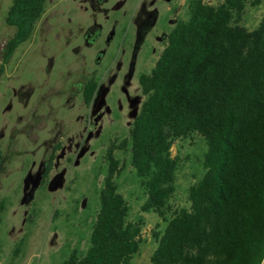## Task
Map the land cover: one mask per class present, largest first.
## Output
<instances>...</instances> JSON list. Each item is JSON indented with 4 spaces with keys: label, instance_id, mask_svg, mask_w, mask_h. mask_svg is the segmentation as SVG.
Wrapping results in <instances>:
<instances>
[{
    "label": "trees",
    "instance_id": "trees-1",
    "mask_svg": "<svg viewBox=\"0 0 264 264\" xmlns=\"http://www.w3.org/2000/svg\"><path fill=\"white\" fill-rule=\"evenodd\" d=\"M46 1L12 0L5 22L14 33L6 41L0 74L32 35ZM261 1L189 0L187 19L176 22L152 69L139 77L145 99L128 137L105 154L90 244L84 253L73 250L62 264H130L140 249L145 223L141 217L129 220V204L115 180L123 170L115 148L130 152L145 194L141 210L165 222L161 230H152L157 246L151 263L262 264L264 12L254 28L243 24L248 6ZM95 86L87 84L86 101ZM193 133L207 146L204 172L188 188L189 205L173 208L178 157L171 148ZM52 160L53 154L45 173ZM2 162L0 153V168ZM22 245L23 240L15 256Z\"/></svg>",
    "mask_w": 264,
    "mask_h": 264
},
{
    "label": "rangeland",
    "instance_id": "rangeland-1",
    "mask_svg": "<svg viewBox=\"0 0 264 264\" xmlns=\"http://www.w3.org/2000/svg\"><path fill=\"white\" fill-rule=\"evenodd\" d=\"M148 1L147 7L153 11L148 23L152 25L150 35L140 47L138 66L142 59L149 58L144 70L139 73H147L152 69L162 49L159 47L150 57L154 45L151 36L167 27L168 17L175 18V21L188 17L189 0ZM220 1L222 0H210L212 3ZM11 2L12 0H0V63L4 44L14 32V28L5 22ZM113 4V1L108 4L106 14L97 15L96 19L103 25L104 32L97 44L89 48L75 39L64 45L61 36L67 34L66 24L76 30L77 25L85 27L91 24L92 10L86 9L81 0H47L45 12L34 35L18 46L0 74V153L4 157L0 169V205H3L0 213V264H62L73 250L78 254L84 253L90 244L107 167L102 158L105 146H95L108 140L119 126L115 122L110 123L75 157L74 143L82 127L81 117L78 118L77 114H81V111L64 104L67 86L74 75L65 72V75L59 74L65 68L73 70L71 67L78 65L73 48L85 53L94 65L97 50L105 49L102 69L113 67L122 52L130 53L129 45L135 41L132 32L135 30L134 17L139 0H126L119 9L112 8ZM263 12L264 0L255 7L248 6L243 24L249 29L254 28ZM112 26L113 36L107 41L106 34ZM173 26L174 23L167 30ZM44 54L54 58L53 70L50 71V77L58 73L54 79L42 74L45 72ZM58 67L61 70H56ZM52 80H57L53 86ZM138 94H141L139 90ZM117 95L118 91L114 93V97ZM114 97L111 99L113 114L117 112ZM143 98L140 96V102ZM42 102L53 106L41 107ZM131 120L130 116V122L124 126L121 134L122 138L128 137ZM57 130L62 137L54 139L52 135ZM56 141L62 143V148L57 153L50 176L52 184L37 186L29 201L23 203L24 179L28 175L35 177L33 172L38 163L48 156ZM206 149L204 139L197 133L174 141L171 153L178 157V168L176 191L170 200L173 208L189 205L188 188L204 172L202 160ZM115 156L123 166L115 180L118 190L129 204V220L141 217L145 223L141 231L143 242L130 264H153L150 256L157 243L152 230H161L165 222L155 213L141 210L145 194L131 166L129 150L116 153ZM73 157V162L69 164ZM65 165L64 174L62 167ZM21 240L23 245L15 256L14 249Z\"/></svg>",
    "mask_w": 264,
    "mask_h": 264
},
{
    "label": "flooded vegetation",
    "instance_id": "flooded-vegetation-1",
    "mask_svg": "<svg viewBox=\"0 0 264 264\" xmlns=\"http://www.w3.org/2000/svg\"><path fill=\"white\" fill-rule=\"evenodd\" d=\"M81 1H82V4H84V6L86 7V9L90 8V10H92L93 12V14L91 15L93 17L91 24L85 27L77 25V30L74 29V27L71 28L69 24H66L67 34H63L61 38L63 37L62 42L64 45L75 39L78 42L82 41L84 45L90 48V47H93L95 44H97V42L100 40L104 32L103 25L96 19L97 15L100 13L106 14L107 10L109 9L107 6L111 1H113L114 3L112 8L119 9L124 5L126 0H81ZM149 2L150 1L148 0H139L138 8L135 12V17H134L135 18L134 19L135 30L132 32V35H135L134 36L135 41L132 42L131 45H129L130 53L125 54V51L122 52L121 57L118 58V60L116 61L113 67L108 66L107 68L102 69L101 64L103 61V57L105 55L104 54L105 49L97 50L98 51L97 56H96L97 60L95 63L96 65H94L92 62L89 61L85 53L84 55L83 53L77 51L76 48H73V51H74L73 55L76 54V59H77L76 63L78 65L72 66L71 68L73 70H80V72L75 73L73 70H70L69 68H65V70H61L58 67V69H56V70H61L62 72V74L60 73L59 76L65 75V74L74 75V79L71 80L69 85L67 86V89H66L67 95L65 96L64 104L65 106H68L69 104V107L71 109L72 108L74 109L76 107V110L81 111V114H77L78 118L81 117L82 127L80 131L77 133L76 135L77 140L74 143L75 148H76L74 151L75 157L79 153L80 150L86 149L87 146L90 145V143L93 142L94 139H96L100 135L102 130H104L107 126H109L110 123L115 122L114 124L118 125L119 128H117L116 131L114 130L113 134H111L108 137V140H106L103 143H100V145L95 146V148L98 146H102V145L105 146L103 149L104 154L102 158H103V162L106 164L105 154L107 153L109 147H111L113 144L117 145L125 139V138H122L121 134L123 133L124 126L130 122L128 121V118L130 116L132 117V120L130 123V127H131L134 118L139 113L141 104L145 99V95L142 93L140 83H139V77L143 72L139 73V71L144 70L143 68H145L144 66L147 63V60L149 57H147L145 60L142 59L139 66L137 62H139L138 55L140 53V47L142 46V42L145 38H147L150 35L149 34L150 28H151L150 26L152 25V23L151 24L148 23V20L151 19V15H152L151 13L153 12L147 7ZM151 4H153L152 1H151ZM168 10L171 11L172 9H170L169 7ZM154 11H156V8H154ZM41 18L35 24L32 35L26 41L30 40L32 36L34 35L36 28H37V24L39 23ZM168 18H169V22L167 24V27L163 31L151 36V40L154 42L153 43L154 45L152 46V54L150 55V57L155 53L156 49H158L159 47L162 48L161 51L163 50V48L166 46L167 41H168V34L171 31V29L174 27L173 26L168 31L167 29L169 25L173 23L175 25L176 22L178 21V20L175 21V18L171 16ZM113 31H114V26H112L108 30L106 34L107 37L105 38V40L110 41L112 39ZM5 44H4V47H5ZM4 47H3L2 59H3V54H4ZM43 56L45 57V62L43 64L45 72H42V74L43 75L45 74L44 76L49 77V79H54L58 74L57 73L55 74V76L50 77L51 75L50 71L53 70L54 58L49 54H47V56L46 54H44ZM8 61L6 63H8ZM1 63H2V60H1ZM5 64H4V68H5ZM4 68H3V71H4ZM52 81L54 82L51 86L55 85V82L57 80L56 81L52 80ZM91 82H95L96 86L93 90L90 100L86 101L84 96H85L87 84ZM138 90L141 93L140 96L144 97L143 101L141 102H140V96L138 94ZM116 91H118V95L114 97V93ZM113 97H114L115 105L117 108V112L115 114H113L112 107H111V105L113 104L111 99ZM47 106L52 107L53 105L51 104L48 105L47 103L44 104L42 102L41 107L45 108ZM28 110L29 111L31 110V105L28 107ZM52 137L54 139L58 137L61 138L62 137L61 132L58 130L53 132ZM61 148H62V143L59 141H56L50 153L48 154V156H46L43 160H41L38 163L35 171L33 172L35 177H31V176L29 177L30 184H28V190L31 188L32 182L35 180L37 175L39 176L38 186L45 185V184L48 185L49 183L52 184V180L50 176L54 170L55 159L57 157V153ZM122 151L123 150L119 148H115L113 150V153L115 155L116 153H119ZM52 154H53V160H52L51 168L49 169L48 173H45L46 168L48 166L49 157ZM75 157L69 160L70 161L69 164L73 162ZM3 161H4V157H3ZM2 165H3V162H2ZM62 169L64 170V174H65L66 165L62 167ZM30 173L31 172H29V174Z\"/></svg>",
    "mask_w": 264,
    "mask_h": 264
},
{
    "label": "water",
    "instance_id": "water-1",
    "mask_svg": "<svg viewBox=\"0 0 264 264\" xmlns=\"http://www.w3.org/2000/svg\"><path fill=\"white\" fill-rule=\"evenodd\" d=\"M29 177H30V175H28L25 179H24V188H23V198H22V202L23 203H27L28 201H29V199L31 198V197H27V195H29V193L32 191V193H33V191H34V189L38 186V183H39V176L37 175L36 176V178H35V180L32 182V185H31V188L28 190V184H29ZM84 203H85V200H83V202H82V205H84ZM262 264H264V260H263V262H262Z\"/></svg>",
    "mask_w": 264,
    "mask_h": 264
}]
</instances>
